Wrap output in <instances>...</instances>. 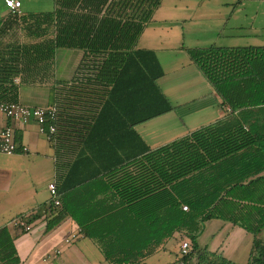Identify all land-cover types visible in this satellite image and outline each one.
<instances>
[{
  "label": "trees",
  "instance_id": "1",
  "mask_svg": "<svg viewBox=\"0 0 264 264\" xmlns=\"http://www.w3.org/2000/svg\"><path fill=\"white\" fill-rule=\"evenodd\" d=\"M160 3L53 0L49 12L0 19V102L49 85L57 109L49 143L59 206L15 220L47 213L48 232L68 217L108 264H143L178 233L191 249L172 264H234L196 242L205 221L220 219L251 234L245 264H264V122L255 120L264 117V46L187 49L223 116L149 148L135 127L173 110L155 53L136 48ZM59 48L82 52L69 80L54 78ZM21 234L0 228V264H20Z\"/></svg>",
  "mask_w": 264,
  "mask_h": 264
},
{
  "label": "rangeland",
  "instance_id": "2",
  "mask_svg": "<svg viewBox=\"0 0 264 264\" xmlns=\"http://www.w3.org/2000/svg\"><path fill=\"white\" fill-rule=\"evenodd\" d=\"M21 1L23 13L49 12L54 7L53 0ZM211 44H264V0H161L136 45V48L152 49L157 55L164 72L157 83L173 107L171 112L136 128L143 138L147 136L144 140L153 148L217 120L221 112L219 99L211 98L210 85L186 53L187 49L205 48ZM81 56L80 50L57 49L54 78L69 80ZM22 87L27 89L29 86ZM49 87L44 86V89ZM33 89L23 95L27 97L42 91L41 88ZM50 95L48 106L52 104L51 92ZM255 118L256 122H264L260 115ZM260 239L264 243V229ZM251 240L250 233L220 219L205 221L196 238L199 248L218 251V254L225 250L223 256L239 264H245ZM184 241H189L185 234H175L144 264L176 262L181 257L179 245Z\"/></svg>",
  "mask_w": 264,
  "mask_h": 264
},
{
  "label": "crops",
  "instance_id": "3",
  "mask_svg": "<svg viewBox=\"0 0 264 264\" xmlns=\"http://www.w3.org/2000/svg\"><path fill=\"white\" fill-rule=\"evenodd\" d=\"M17 1L20 2V8L18 10L21 11L22 1ZM9 11L4 4V0H0V19ZM245 46H264V44ZM219 47L244 46L223 45ZM152 51L154 52V50ZM23 88H19L18 103L29 107L48 106L47 104L51 96L50 88L44 89V86ZM33 88H41L42 91L29 94L27 97L23 95L24 92L32 90ZM216 97L211 92V98L216 99ZM51 105H53V98ZM223 113L221 110L217 119L221 118ZM6 126L12 128L14 141L18 149L12 155L0 154V228L6 227L14 235L15 227L13 226V221L16 217L29 214L39 207L51 203L47 186L50 183H54L55 179L53 164L54 149L49 143L50 139H47V137L38 132L37 126L32 120L21 124L6 118L0 113V131ZM136 128L137 126L135 130L146 145L149 148H153L144 140L147 136L143 138ZM22 147H25L26 151H21ZM46 217L47 213H43L39 219L31 224L29 232L14 238L13 243L17 256L20 259V264H108L104 260L97 242L84 237L81 229L72 219L67 217L58 226L46 232ZM72 236L74 238L69 243H66V239H70ZM209 252L219 253L218 251L212 250ZM224 253L225 250L220 255L223 256ZM223 257L226 258V256ZM226 259L228 260V258ZM232 263L239 264L236 262Z\"/></svg>",
  "mask_w": 264,
  "mask_h": 264
},
{
  "label": "built area",
  "instance_id": "4",
  "mask_svg": "<svg viewBox=\"0 0 264 264\" xmlns=\"http://www.w3.org/2000/svg\"><path fill=\"white\" fill-rule=\"evenodd\" d=\"M5 6L12 12L17 11L20 8V2L17 0H4ZM17 81V80H16ZM0 113L6 118L25 124L32 120L37 126L38 132L41 135L51 139L56 131L55 121L57 118V109L55 106H35L29 107L21 103H3L0 102ZM18 147L14 141L13 131L11 127H4L0 131V154L12 155L17 151ZM21 151H26L25 147L21 148ZM50 201L54 206H59V199L55 183H50L47 186ZM183 211L187 210L186 206L182 207ZM14 227H20L24 233H27L31 229V225L25 224L20 219L13 221ZM74 237L66 239V243H69ZM191 249L190 241H184L179 245V252L181 255L187 254Z\"/></svg>",
  "mask_w": 264,
  "mask_h": 264
}]
</instances>
